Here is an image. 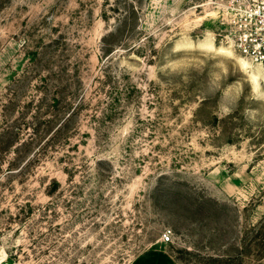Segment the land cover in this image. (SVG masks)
<instances>
[{"label": "rangeland", "instance_id": "374dc122", "mask_svg": "<svg viewBox=\"0 0 264 264\" xmlns=\"http://www.w3.org/2000/svg\"><path fill=\"white\" fill-rule=\"evenodd\" d=\"M262 38L264 0H0V264H264Z\"/></svg>", "mask_w": 264, "mask_h": 264}, {"label": "crops", "instance_id": "0c3cea01", "mask_svg": "<svg viewBox=\"0 0 264 264\" xmlns=\"http://www.w3.org/2000/svg\"><path fill=\"white\" fill-rule=\"evenodd\" d=\"M132 264H176L175 260L167 253L162 244L145 250L139 254Z\"/></svg>", "mask_w": 264, "mask_h": 264}, {"label": "built area", "instance_id": "2783aa9c", "mask_svg": "<svg viewBox=\"0 0 264 264\" xmlns=\"http://www.w3.org/2000/svg\"><path fill=\"white\" fill-rule=\"evenodd\" d=\"M250 40V39H249ZM257 39H253L252 42H256ZM261 42L258 45V47H254L251 49L250 47V43L246 44V40H244L243 42L239 43V48L242 49V53L245 55H253L255 54V52H257L259 54L260 57V62L264 63V56L261 55V53H264V38H262V40H260ZM171 238V233L170 231H165L162 236H161V240L163 242H169Z\"/></svg>", "mask_w": 264, "mask_h": 264}, {"label": "trees", "instance_id": "16d2710c", "mask_svg": "<svg viewBox=\"0 0 264 264\" xmlns=\"http://www.w3.org/2000/svg\"><path fill=\"white\" fill-rule=\"evenodd\" d=\"M115 31V30H114ZM113 34H114V32H111V33H109L108 35H106V36H103L102 38H101V47H100V49H101V51L103 52V53H107L108 51H110V47H107V45H109V43H106V41H108V39H110V37H112L113 36Z\"/></svg>", "mask_w": 264, "mask_h": 264}]
</instances>
